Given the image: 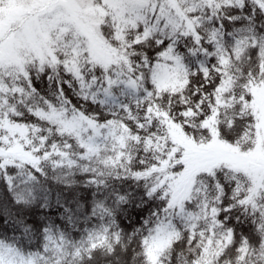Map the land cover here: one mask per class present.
Segmentation results:
<instances>
[{"label": "snow or ice", "instance_id": "snow-or-ice-1", "mask_svg": "<svg viewBox=\"0 0 264 264\" xmlns=\"http://www.w3.org/2000/svg\"><path fill=\"white\" fill-rule=\"evenodd\" d=\"M0 264H264V0H0Z\"/></svg>", "mask_w": 264, "mask_h": 264}]
</instances>
